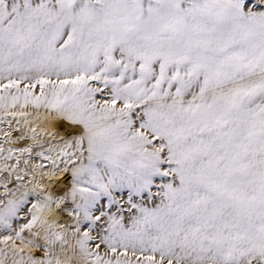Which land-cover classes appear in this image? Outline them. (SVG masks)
Instances as JSON below:
<instances>
[{
    "label": "snow or ice",
    "instance_id": "snow-or-ice-1",
    "mask_svg": "<svg viewBox=\"0 0 264 264\" xmlns=\"http://www.w3.org/2000/svg\"><path fill=\"white\" fill-rule=\"evenodd\" d=\"M0 264H264V0H0Z\"/></svg>",
    "mask_w": 264,
    "mask_h": 264
},
{
    "label": "bare ground",
    "instance_id": "bare-ground-1",
    "mask_svg": "<svg viewBox=\"0 0 264 264\" xmlns=\"http://www.w3.org/2000/svg\"><path fill=\"white\" fill-rule=\"evenodd\" d=\"M7 127H8V125L6 123L0 122V131L6 129ZM0 139H3L2 135H0Z\"/></svg>",
    "mask_w": 264,
    "mask_h": 264
}]
</instances>
